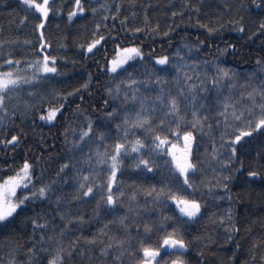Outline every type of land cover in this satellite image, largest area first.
Here are the masks:
<instances>
[{
    "label": "trees",
    "instance_id": "16d2710c",
    "mask_svg": "<svg viewBox=\"0 0 264 264\" xmlns=\"http://www.w3.org/2000/svg\"><path fill=\"white\" fill-rule=\"evenodd\" d=\"M8 77L0 184L31 173L0 264H142L167 239L156 264H264V0H51L44 25L0 0Z\"/></svg>",
    "mask_w": 264,
    "mask_h": 264
},
{
    "label": "rangeland",
    "instance_id": "374dc122",
    "mask_svg": "<svg viewBox=\"0 0 264 264\" xmlns=\"http://www.w3.org/2000/svg\"><path fill=\"white\" fill-rule=\"evenodd\" d=\"M29 6L35 8L37 12L40 13L42 17V25L46 22L48 15H49V2L51 0H42L38 2L37 0H22ZM140 51L138 48L131 46L125 49H119L118 56L110 61L109 70L111 72H116L126 66V64L137 57H139ZM25 79L24 78H15V77H8V78H0V92L11 88L13 86L19 85ZM58 110H52V118L43 117L42 120L46 122H51L54 119ZM167 147V145H163ZM169 147V155L172 157L173 163L176 168L184 173L182 170H186L188 168V150L189 147L184 148H177L171 145ZM31 167L29 164L25 165V167L19 171L16 175L10 177L5 182L0 184V221H3L10 217L14 211L17 209L19 203L17 201V194L18 191L24 188L28 180L30 178ZM173 203L175 207L179 211V213L188 218V219H195L201 213V207L198 203L186 200V199H174ZM182 247V243L177 239H167L162 245L160 249H153V250H146L144 252L146 260L142 264H156L160 253L164 250L170 249H179ZM181 264V263H175Z\"/></svg>",
    "mask_w": 264,
    "mask_h": 264
}]
</instances>
